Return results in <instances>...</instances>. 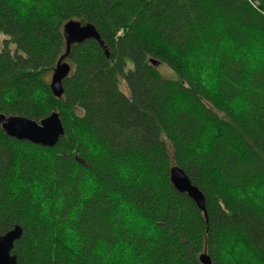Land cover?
Instances as JSON below:
<instances>
[{
	"label": "trees",
	"instance_id": "obj_1",
	"mask_svg": "<svg viewBox=\"0 0 264 264\" xmlns=\"http://www.w3.org/2000/svg\"><path fill=\"white\" fill-rule=\"evenodd\" d=\"M69 21L94 25L105 50L72 46L56 99ZM0 36V114L58 112L65 129L47 148L0 126V235L22 227L18 264H124L119 249L133 264H201L205 252L225 264V248L238 264H264V196L237 195L264 188V59L250 58L264 0H33L25 17L0 0ZM174 167L203 192L206 214L172 186Z\"/></svg>",
	"mask_w": 264,
	"mask_h": 264
},
{
	"label": "water",
	"instance_id": "obj_2",
	"mask_svg": "<svg viewBox=\"0 0 264 264\" xmlns=\"http://www.w3.org/2000/svg\"><path fill=\"white\" fill-rule=\"evenodd\" d=\"M64 34L66 36V52L58 60L50 80V90L56 99H61L64 96L63 84L72 70L67 62L71 47L93 40L105 50L104 41L92 24L69 21L64 26ZM105 55L109 56L107 51H105ZM152 64L156 65L157 63L152 61ZM0 126L9 138L47 148L55 147L60 139L65 136V129L58 112H53L40 122L20 116L0 114ZM170 182L177 192L187 194L197 208L206 214V198L203 192L192 184L182 169L179 167L171 169ZM22 234V227L16 225L10 231L0 235V264H18L17 257L12 252L15 243L20 240ZM199 260L201 264H212L206 252L200 256Z\"/></svg>",
	"mask_w": 264,
	"mask_h": 264
},
{
	"label": "clouds",
	"instance_id": "obj_3",
	"mask_svg": "<svg viewBox=\"0 0 264 264\" xmlns=\"http://www.w3.org/2000/svg\"><path fill=\"white\" fill-rule=\"evenodd\" d=\"M13 3H14V7L18 15L20 17H25L29 14L31 10L33 0H13ZM253 57H259L261 59H264V41H259V42L254 41L253 42L250 58H253ZM211 72H212L211 69H207L202 74V84L209 89H214L217 81L213 75H210ZM232 106L237 111H239L240 107L243 106V100L241 98H237L236 100L232 101ZM90 184H91V181H89V184H86L82 188V195L84 199H87L89 196L92 195V192L89 189ZM237 195H239L241 199H244V198L253 199L255 200L257 204H260L261 201L259 199H256V196H264V188L258 189L255 186H252L249 189L248 193L246 194V197H245V194L243 193H237ZM140 225L142 228L148 229V235H152L156 231L155 226L147 220H141ZM77 239L78 237L76 233L72 231L71 229H68L66 226L65 243L68 245V247L74 249L77 246ZM240 250L241 248H237V251H240ZM105 259L107 260L108 257L106 256ZM123 259L125 260L126 264H133L131 260V250H129L128 256L124 257ZM222 259L225 261V264H229V262L230 264H238V257L231 254V250L229 248H225Z\"/></svg>",
	"mask_w": 264,
	"mask_h": 264
},
{
	"label": "rangeland",
	"instance_id": "obj_4",
	"mask_svg": "<svg viewBox=\"0 0 264 264\" xmlns=\"http://www.w3.org/2000/svg\"><path fill=\"white\" fill-rule=\"evenodd\" d=\"M6 39V37L5 36H0V50H3V45H4V40ZM11 48H12V50H14V46L13 45H11ZM257 59V58H256ZM159 68V70H160V72H163V74H165V75H167V76H169V77H173V76H175V74H174V72H172L170 69H168L167 68V66H159L158 67ZM210 75H213V73L211 72V74ZM120 89H121V91H123L126 95H128V89H127V87H126V85L122 82V84H121V86H120ZM122 250L121 249H119V251H118V254L121 256V258L123 259L124 257H126V256H124L123 254H122ZM126 252V251H125ZM126 253H128L129 254V252H126ZM132 260V262H133V259H131ZM123 261H124V264H126V262H125V260L123 259ZM134 263V262H133Z\"/></svg>",
	"mask_w": 264,
	"mask_h": 264
}]
</instances>
